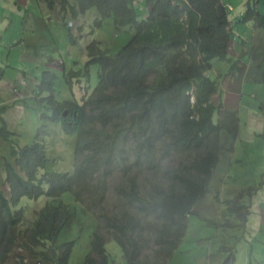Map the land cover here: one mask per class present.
<instances>
[{
	"label": "trees",
	"instance_id": "1",
	"mask_svg": "<svg viewBox=\"0 0 264 264\" xmlns=\"http://www.w3.org/2000/svg\"><path fill=\"white\" fill-rule=\"evenodd\" d=\"M55 1L62 2L59 20L67 28L72 23L71 17L63 20L68 0ZM74 1L73 15L97 8L100 23L112 17L115 30L128 27L134 35L116 53L97 48L95 42L88 45L85 69L87 64L97 65L96 83H91L90 68L85 73L79 67L72 69L62 85L56 84L55 74L45 73L41 78V90L50 93L39 105L52 112L61 136H73V157L82 155L86 160L72 172L56 170L47 146L52 150L58 142H37L46 133L41 128L36 140L20 151L11 147L13 161L4 157L9 194L0 186V264L6 262L17 239L25 242L24 248H30L38 261L69 264L75 243L61 242L60 236L75 210L56 204L61 197L85 203L106 229L105 235L94 232L84 264H116L105 249L109 240L120 245L125 264H168L186 236L187 220L196 215L195 206L209 192L222 150L221 135H229L232 142L239 135V115L213 100L217 82L212 79L215 60L228 61L231 70L239 67L229 56L236 31L223 0H150L153 9L142 19L136 0ZM258 2L247 0L236 24L252 22L264 29ZM79 78L90 82L81 103L61 102L58 97L65 98V92L69 97L68 85ZM2 83L1 92L33 87L29 81L25 87L22 81ZM58 91L60 95L55 96ZM41 114L42 119L49 117ZM172 157L178 166L165 167L164 162ZM115 172L127 178L128 184L116 188L118 206L109 211L108 181ZM46 198L49 201L36 220L24 229L23 200L37 205Z\"/></svg>",
	"mask_w": 264,
	"mask_h": 264
},
{
	"label": "rangeland",
	"instance_id": "2",
	"mask_svg": "<svg viewBox=\"0 0 264 264\" xmlns=\"http://www.w3.org/2000/svg\"><path fill=\"white\" fill-rule=\"evenodd\" d=\"M224 1L227 6L235 9L231 12L232 15L239 14L237 11L240 9L244 14L247 0ZM135 6L138 9L140 7L139 3H135ZM61 7L62 2L55 0H0V82L3 81V85H10L14 81L16 84L22 81V87H25L29 81L33 85L30 90L15 88L14 93L10 89L0 91V100L7 101L13 98L9 102V106L14 107L10 108L13 122L8 121L9 117L7 118L6 114L0 117V136L10 145L22 147L30 144L42 124L40 116L36 115L34 110L32 112L26 110L24 108L26 102L19 100L27 98L29 107L36 105L38 111L41 113L44 111V106H39L38 102L41 98L47 97L50 91L41 90V87H44L41 83L43 75L55 74L56 84L62 85L72 69L79 67L85 73L90 68L91 83H96L97 65L87 64L88 68L85 69L88 61L86 51L88 45L95 42L97 48L116 53L134 34L133 31L124 29L115 31L112 17L104 19L101 25H97L99 19L97 8L78 14V23L82 28L79 32L75 15L71 11L72 7H76L74 0H68L66 4L68 13L63 20L71 17L72 23L64 28L62 21L59 20ZM141 17H144L142 13ZM243 25L245 34H240L236 39V51H231L229 54L233 63L237 62L239 67L231 70L228 61L215 60L212 69V79L217 82L216 94L219 96L216 102L222 103L225 110L238 113L240 134L234 142L230 141L229 135H227L229 138L224 139L222 153L220 152L221 159L219 155L220 162L210 180L209 192L196 205L194 210L196 215L190 216L189 221L187 220L186 236L181 241L174 259L168 264H264V59L262 57L264 33L260 29L261 35L257 34L256 42H253L255 24L250 22ZM74 38L75 43L72 42ZM241 39L245 41L244 45ZM218 66H223L227 70ZM25 73L28 75L27 78L23 76ZM35 78L38 81H35ZM89 84L86 79H75L72 85H68L70 96L68 97L65 92V98H58L60 101L74 99L81 103L85 94L84 89ZM72 89H75V93ZM191 94L194 104V89ZM58 95L60 92H55V96ZM33 97L38 100L37 104L32 102L35 101ZM1 106L6 104L3 103ZM218 119L219 114L216 112L214 122L217 123ZM5 120H7L6 124L10 123L6 129L3 125ZM49 130L53 138H60L58 125L50 126ZM47 147L48 154L56 159L54 162L56 170L72 169L73 145L67 142L61 148L59 145L52 150ZM7 153V148L3 146L1 150L0 146V160L3 157L1 155ZM164 166L175 168L178 166V161L173 157L169 158L164 162ZM0 176L6 183L7 172L3 169L2 162H0ZM221 176H223L222 181H220ZM127 184V178L120 173H114L109 178L107 210L112 211L117 208L116 188ZM3 189L9 194L7 185ZM63 199L69 200L67 197ZM63 199H57L56 204H65ZM50 200L54 199L50 198ZM47 201L49 199L46 198L36 205L32 200H23L21 204H25L27 220L23 228L36 220L40 209ZM73 206L77 211L75 220L62 233L61 241H74L75 255L70 264H80L77 262L80 259L82 262L83 257L88 253L98 222L93 211L87 210L82 204ZM83 220L87 223H83ZM99 233L105 235L107 232L105 228L100 227ZM17 242L16 248L4 264H23V262L50 264L38 261L30 248L23 247L25 244L23 240L17 239ZM106 249L115 262L126 263L122 249L115 240L107 241ZM33 250L39 251L37 248Z\"/></svg>",
	"mask_w": 264,
	"mask_h": 264
},
{
	"label": "clouds",
	"instance_id": "3",
	"mask_svg": "<svg viewBox=\"0 0 264 264\" xmlns=\"http://www.w3.org/2000/svg\"><path fill=\"white\" fill-rule=\"evenodd\" d=\"M150 1V0H149ZM136 3H138V2H136ZM153 6H154V3H153ZM153 6H152V9H153ZM152 9H151V11H152ZM150 11V12H151ZM99 15V14H98ZM141 19V18H140ZM100 15H99V19L97 20V25H101V23H100ZM122 29V28H121ZM130 29V28H129ZM131 30V29H130ZM116 31V30H115ZM131 31H133V30H131ZM133 33H134V31H133ZM134 35V34H133ZM192 89H194V88H192ZM192 89H191V91H192ZM193 94V93H192ZM192 94H191V92H190V95H191V100H192ZM34 98V97H33ZM23 99V98H22ZM35 99V98H34ZM194 99H195V96H194ZM27 100V101H26ZM41 100V99H40ZM23 102H26V105L24 106V105H22V106H24L25 108H30L31 110H34V111H38V107L35 105V106H28V104H27V102H29V100L26 98ZM32 102H34L35 104H37L36 102H38V101H32ZM61 102H64V100L63 101H61ZM195 102H196V99H195ZM39 103V102H38ZM193 104V103H192ZM27 106V107H26ZM39 106H41V105H39ZM32 112V111H31ZM46 113V115L47 116H49L48 118H43L42 119V114L40 113L39 114V116H40V119L42 120V124L40 125V127L37 129V131L40 129V130H46V133L45 134H43V140L42 139H38L37 140V142H58L57 143V145H59V147L61 148L64 144L62 143V142H69L70 143V139H72V136H70V135H67V136H61V131H62V129H61V126H60V124L59 123H55L54 121H55V119H54V116L52 115V112H48V111H46L45 109H44V111H43V113ZM68 114H69V111L67 110V111H65V113H64V117L66 118L67 116H68ZM77 117V112H75V116H74V118H76ZM10 124V123H9ZM9 124H6V121H4V123H3V125H4V128L6 129V126L7 125H9ZM58 125V127H59V131H58V136L60 137L59 139H56V138H53V136L51 135V132H50V130H49V128H50V126H57ZM12 125H10V127H11ZM39 130V131H40ZM37 131H36V134H35V136H34V138H33V141L32 142H34L35 140H36V135H37ZM41 132H43V131H41ZM9 133V132H8ZM51 135V136H50ZM42 137V136H41ZM2 140H3V146L4 147H6L7 148V151H8V153H7V155H1V156H3V157H1V160H0V162H2V164H3V169H5V167H4V162H5V160L6 159H4V157H9L10 158V149H11V147L13 146V147H16L17 148V150L18 151H20L21 149V147H19L18 145H10L8 142H4V139L2 138ZM71 144V143H70ZM46 145H48V143H46ZM57 145H56V147H57ZM26 146V145H25ZM25 146H22V148L23 147H25ZM73 155H74V149H73ZM10 159H12V158H10ZM55 158L53 159V162L51 163V165L53 164V166H54V162H55ZM84 160H86V157L85 156H82V155H79V156H76V157H73V160H72V169L71 170H69V171H65V172H72L74 169L76 170V168L78 167V165L82 162V161H84ZM13 161V160H12ZM216 168V167H215ZM215 170V169H214ZM214 172V171H213ZM115 173H120V172H115ZM100 174V173H99ZM121 174V173H120ZM99 176H101V175H98V177ZM123 176V175H122ZM212 176H213V174H212ZM97 177V178H98ZM211 179H212V177H211ZM94 182H96V181H94ZM64 197H61L60 199H63ZM205 198V197H204ZM203 198V199H204ZM59 199V198H58ZM202 199V200H203ZM64 200V199H63ZM202 200H200V201H202ZM65 201V205H69V206H71L74 210H75V216H76V214H77V211H76V207L75 206H73L74 204H82L87 210H90L88 207H87V205L85 204V203H83V202H81V201H77L75 198L73 199V197L71 198V199H69V200H64ZM199 201V202H200ZM198 202V203H199ZM107 203H108V191H107ZM107 203H106V206H107ZM197 203V204H198ZM63 204V203H62ZM196 207V206H195ZM195 210V209H194ZM94 212V211H93ZM75 216H74V218H73V220L65 227V229L63 230V232L66 230V228L70 225V224H72V222L75 220ZM94 216H95V219H96V221L98 222V224H99V228L100 227H102V221L100 220V218L98 217V215L94 212ZM87 220V219H86ZM88 221V220H87ZM34 222V221H33ZM83 223H87V222H84V220H83ZM33 224V223H32ZM32 224H30V225H32ZM26 228V227H25ZM24 228V229H25ZM99 228H96L95 229V231H99ZM94 231V232H95ZM62 232V233H63ZM94 232H93V234H94ZM62 235V234H61ZM60 240H61V236H60ZM92 240H93V235H92V239H91V244H92ZM110 241V240H109ZM62 242V241H61ZM63 242H74L73 240L72 241H63ZM25 246V244H23V247ZM180 247V246H179ZM16 248V246L14 247V249ZM91 248H92V245H90V249H89V251H88V253L86 254V256L88 255V254H90V252H91ZM13 249V250H14ZM105 249H106V245H105ZM122 249V248H121ZM179 249V248H178ZM13 250L10 252V254H9V256L12 254V252H13ZM106 251H107V249H106ZM178 251V250H177ZM123 252V251H122ZM177 253V252H176ZM175 253V254H176ZM107 254H108V252H107ZM75 255V245H74V248H73V252H72V255H71V258H70V260H69V264H70V262H71V260H72V258H73V256ZM109 256H110V254H108ZM86 256H84L83 257V259H82V262H81V259L77 262V263H80V264H84V261H85V258H86ZM174 257H175V255H174ZM174 257H173V259H174ZM110 258H111V256H110ZM112 259V258H111ZM172 259V260H173ZM113 260V259H112ZM171 260V261H172ZM116 264H118L117 262H115Z\"/></svg>",
	"mask_w": 264,
	"mask_h": 264
},
{
	"label": "crops",
	"instance_id": "4",
	"mask_svg": "<svg viewBox=\"0 0 264 264\" xmlns=\"http://www.w3.org/2000/svg\"><path fill=\"white\" fill-rule=\"evenodd\" d=\"M139 2V5H140V7H139V9L142 11V13H143V15H144V17H145V15L146 14H149L150 13V11H151V9H152V6H153V2L152 1H149V0H138ZM223 3H224V5L226 6V8H227V11H228V15H229V20H230V22H231V26L233 27V29L236 31V38H235V41L233 42V44L231 45V48H230V50H229V52H235L236 51V39L237 38H239V36H240V34H242V33H244L245 34V31H244V25L243 24H236V21H238L244 14H242V9H240V10H238L237 12H239V14H236V15H232L231 14V12L233 11H235V9L234 8H232V6H227V4L225 3V1L223 0ZM246 6V5H245ZM257 9H258V11H259V13L261 14V15H263L264 16V0H259V2H258V5H257ZM245 12V11H244ZM240 13H241V15H240ZM78 12H76V14H75V19H76V22H77V27L79 28L80 27V23H78V18H79V16H78ZM143 17V18H144ZM141 19H142V17H141ZM233 20H234V22H233ZM51 21H52V18H51ZM114 28V27H113ZM125 31H127V30H130L128 27L127 28H123ZM260 29L263 31V33H264V29H262V28H260V27H257V26H255V30H254V33H255V36H254V39L252 40L253 42H256L255 41V38H256V36H257V34L258 35H261V31H260ZM115 30V29H114ZM131 31V30H130ZM247 35V34H246ZM242 38V37H241ZM242 40V43H243V45H244V43H245V41L243 40V39H241ZM125 45V44H124ZM26 48H27V46H26ZM219 68H221V69H225L223 66H218ZM225 70H227V69H225ZM215 73H216V71H215ZM26 74V73H25ZM217 74V73H216ZM211 76V75H210ZM28 77V75L26 74V78ZM35 81L37 80L38 81V79L37 78H35L34 79ZM17 90H19L18 88H17ZM16 90V91H17ZM73 93H75V89L73 90ZM78 93H80V91L78 92ZM215 97H217V98H215ZM219 98V96L216 94L214 97H213V100H215V102H216V99H218ZM13 98H10L9 100H4V101H2V100H0L1 102H0V106H1V104H3V103H5L6 104V108L5 109H3V108H1V107H3V106H1L0 107V117H2V115L3 114H6V116H7V118L9 117V119H8V121L10 122V121H12L13 122V120H12V118L10 117V108H14V107H11V106H9V102H10V100H12ZM22 107V106H21ZM27 107V106H26ZM25 108V107H24ZM26 110H30V112L32 111L30 108H25ZM227 109V108H226ZM228 110V109H227ZM230 111V110H229ZM232 112H235V111H232ZM41 112L40 111H35V114L36 115H39ZM5 121H7V120H5ZM4 123V122H3ZM239 134H240V129H239ZM226 137H228L227 135H225V134H222L221 135V147H223V142H224V139L226 138ZM229 138V137H228ZM230 139V141L232 142V140H231V138H229ZM0 146H1V150H2V148H3V140H2V137L0 136ZM222 153V152H221ZM220 159H221V154H220ZM10 161H12V159L10 160ZM219 162H220V160H219ZM214 173V172H213ZM224 176V175H223ZM223 176H221V180L220 181H222L223 180ZM229 177V176H228ZM2 178L3 177H1L0 176V186L2 187V189H3V187L5 186V185H7V183H5V181L4 180H2ZM224 182V181H223ZM8 186V185H7ZM9 188V187H8ZM4 190V189H3ZM6 193V192H5ZM7 194V193H6Z\"/></svg>",
	"mask_w": 264,
	"mask_h": 264
}]
</instances>
